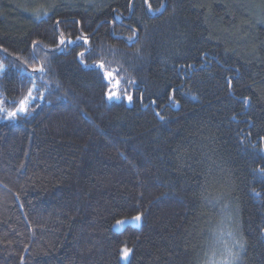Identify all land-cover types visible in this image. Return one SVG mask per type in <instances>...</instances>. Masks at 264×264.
I'll return each mask as SVG.
<instances>
[{
  "label": "trees",
  "instance_id": "obj_1",
  "mask_svg": "<svg viewBox=\"0 0 264 264\" xmlns=\"http://www.w3.org/2000/svg\"><path fill=\"white\" fill-rule=\"evenodd\" d=\"M149 2L0 0L3 107L47 85L0 111V264H207L226 218L264 264V0ZM101 61L144 100L109 102Z\"/></svg>",
  "mask_w": 264,
  "mask_h": 264
},
{
  "label": "snow or ice",
  "instance_id": "obj_2",
  "mask_svg": "<svg viewBox=\"0 0 264 264\" xmlns=\"http://www.w3.org/2000/svg\"><path fill=\"white\" fill-rule=\"evenodd\" d=\"M142 3L145 7V10L148 12H152V11H156L159 12L162 8L163 5H160L159 7H157L156 9H153L152 4L149 2V0H142ZM126 6L129 8L130 11L134 10V3L133 0H128V3L126 4ZM119 18V17H117ZM57 24H59V21H57ZM139 30L138 29H133L131 35L127 36V42L131 45L133 43L138 42V37H137V32ZM113 36H117V34L115 32H113ZM77 39L82 40L84 42V44H88V38L87 36H81L78 37ZM74 44L75 41L73 40H65L63 33H61L60 35V39H59V44L60 45H65V44ZM4 51H7V49H5ZM111 54L113 56H115L116 52L115 49H110ZM137 54H139L140 49L137 48L136 49ZM79 57L81 59V62H83L84 57H85V52H80ZM12 66L15 67L16 64L15 62H12ZM86 67H96L99 70V76L101 80L106 81L107 83L105 84V95L106 98L109 102L112 101H120V100H127L128 103H133L134 102V96L132 94V92L130 91L131 89H134L136 92V100L139 101H143L144 100V92L141 91V84H138L137 81L134 78H129L126 75H122L120 76L119 79L116 78L117 75H119V70H108L105 66V63L103 61L99 62L96 65H90V64H86ZM185 67V65H181V68ZM188 67H191V65H188ZM126 71V70H125ZM31 73L32 74H37L39 75L40 79H43V73H45V68L43 67V65H41L40 67H32L31 68ZM0 75H7V68L3 65V63H0ZM124 83V88L122 89V93L121 92H117L114 91V88H119L121 83ZM29 83L31 84V87H29L27 89V93L26 95H24L20 100H19V104L18 106L15 107V110L9 111L7 108L3 107V105L6 103V99H0V111H3L5 113L4 118L9 119V120H15L18 118V114H29L30 115V111H29V103L31 101H36L37 99H43V95L40 94V87H47V85H37L36 83V78L34 75H30L29 76ZM229 87H231V81H228ZM33 91L37 92L38 95L34 96L33 95ZM176 92V89H171V93L172 95H174ZM170 99V101L175 105L178 106L179 105V101L178 100H173L172 96L168 97ZM244 103L245 105H247L248 101L250 100V97H244ZM149 103L150 104H156V100L151 99V97H149ZM145 108H147L149 105L148 104H144L143 105ZM34 110V109H33ZM157 115H159V113H157ZM161 119H163V117H161ZM260 139L262 141H264V136L260 137ZM255 147V146H253ZM264 151V150H262ZM261 173H264V168H260L258 170ZM143 216V213H139L137 214L135 217H133V221L139 222L141 221ZM126 223V221L120 220L117 221V225H124ZM229 235L231 236L232 233L229 232ZM245 250V242H243L242 240H236L234 242V244L228 249V256L229 259L224 261V264H235V261L240 259V253L243 252ZM131 252V249H128L127 247L123 248L121 250V256L124 260H127L129 257V254Z\"/></svg>",
  "mask_w": 264,
  "mask_h": 264
},
{
  "label": "rangeland",
  "instance_id": "obj_3",
  "mask_svg": "<svg viewBox=\"0 0 264 264\" xmlns=\"http://www.w3.org/2000/svg\"><path fill=\"white\" fill-rule=\"evenodd\" d=\"M251 6H252L251 7L252 12L253 14H255L256 10L253 9L254 5L252 4ZM242 31L244 32L245 30H242ZM233 33H236V30H233L232 35ZM248 44L250 46L253 43L249 42ZM232 224H233V221H230L229 219L226 218L223 220L220 228L217 229L216 237L214 236L215 239L213 241V244H214L213 248H215L217 252L213 256L211 255L207 264H224V261L229 259L228 249L234 244L236 240H238L237 232L235 234V231H234L235 228L232 226ZM229 232L232 233L231 236L229 235ZM239 261L240 259L235 261V264L238 263Z\"/></svg>",
  "mask_w": 264,
  "mask_h": 264
},
{
  "label": "water",
  "instance_id": "obj_4",
  "mask_svg": "<svg viewBox=\"0 0 264 264\" xmlns=\"http://www.w3.org/2000/svg\"><path fill=\"white\" fill-rule=\"evenodd\" d=\"M66 40V39H65ZM63 46V45H60V47ZM7 53V52H6ZM8 54V53H7ZM16 58V57H15ZM231 88H232V84H231Z\"/></svg>",
  "mask_w": 264,
  "mask_h": 264
}]
</instances>
